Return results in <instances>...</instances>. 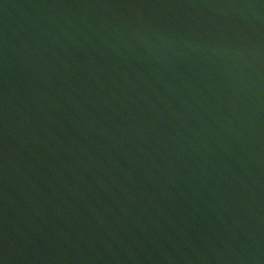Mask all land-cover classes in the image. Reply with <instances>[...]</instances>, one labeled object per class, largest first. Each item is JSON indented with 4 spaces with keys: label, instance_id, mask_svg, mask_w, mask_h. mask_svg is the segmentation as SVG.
<instances>
[{
    "label": "water",
    "instance_id": "obj_1",
    "mask_svg": "<svg viewBox=\"0 0 264 264\" xmlns=\"http://www.w3.org/2000/svg\"><path fill=\"white\" fill-rule=\"evenodd\" d=\"M0 264H264V0H0Z\"/></svg>",
    "mask_w": 264,
    "mask_h": 264
}]
</instances>
